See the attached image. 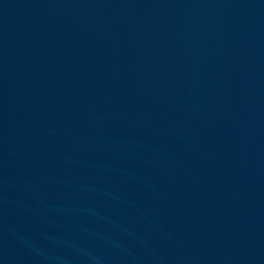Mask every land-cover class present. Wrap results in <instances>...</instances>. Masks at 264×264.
I'll list each match as a JSON object with an SVG mask.
<instances>
[{"label":"water","instance_id":"95a60500","mask_svg":"<svg viewBox=\"0 0 264 264\" xmlns=\"http://www.w3.org/2000/svg\"><path fill=\"white\" fill-rule=\"evenodd\" d=\"M0 264H264V0H0Z\"/></svg>","mask_w":264,"mask_h":264}]
</instances>
